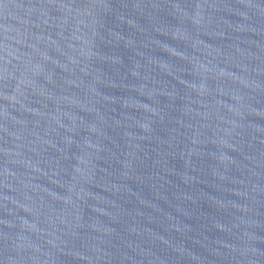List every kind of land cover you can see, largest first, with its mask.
I'll return each mask as SVG.
<instances>
[{
	"label": "water",
	"instance_id": "95a60500",
	"mask_svg": "<svg viewBox=\"0 0 264 264\" xmlns=\"http://www.w3.org/2000/svg\"><path fill=\"white\" fill-rule=\"evenodd\" d=\"M0 264H264V0H0Z\"/></svg>",
	"mask_w": 264,
	"mask_h": 264
}]
</instances>
